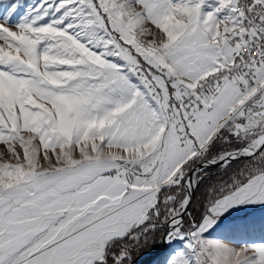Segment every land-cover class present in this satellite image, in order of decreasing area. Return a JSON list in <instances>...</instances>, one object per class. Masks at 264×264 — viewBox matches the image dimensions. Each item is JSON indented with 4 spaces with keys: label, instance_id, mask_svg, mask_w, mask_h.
I'll return each mask as SVG.
<instances>
[{
    "label": "snow or ice",
    "instance_id": "1",
    "mask_svg": "<svg viewBox=\"0 0 264 264\" xmlns=\"http://www.w3.org/2000/svg\"><path fill=\"white\" fill-rule=\"evenodd\" d=\"M0 146V264H264V0H0Z\"/></svg>",
    "mask_w": 264,
    "mask_h": 264
},
{
    "label": "rangeland",
    "instance_id": "2",
    "mask_svg": "<svg viewBox=\"0 0 264 264\" xmlns=\"http://www.w3.org/2000/svg\"><path fill=\"white\" fill-rule=\"evenodd\" d=\"M26 3H33L35 0H25ZM3 146H0L2 148ZM252 217L257 221L256 230L251 235H240L236 234L231 237L233 246L239 247L241 243H262L264 242V230L261 229V223H264V210H259L251 214ZM168 250L163 251L148 264H156V261L162 259Z\"/></svg>",
    "mask_w": 264,
    "mask_h": 264
},
{
    "label": "trees",
    "instance_id": "3",
    "mask_svg": "<svg viewBox=\"0 0 264 264\" xmlns=\"http://www.w3.org/2000/svg\"><path fill=\"white\" fill-rule=\"evenodd\" d=\"M203 188L201 189V191L200 192H197V194H196V197H197V199H202V197H203ZM158 248V247H157ZM155 249V248H154ZM151 250H153V249H151ZM147 251H150V250H146L145 252H147ZM163 251H165V250H163ZM163 251H161V252H159V253H157L156 255H148V256H144V257H142L141 258V260H140V263L139 264H148L151 260H153L156 256H158L160 253H162ZM142 254V253H141Z\"/></svg>",
    "mask_w": 264,
    "mask_h": 264
},
{
    "label": "water",
    "instance_id": "4",
    "mask_svg": "<svg viewBox=\"0 0 264 264\" xmlns=\"http://www.w3.org/2000/svg\"><path fill=\"white\" fill-rule=\"evenodd\" d=\"M163 250H165V249H163V248H155V249H153V250H150V251H147V252H145V253H142V254H140V255H138L135 259H136V262H137V264H139L140 263V260H141V258L142 257H144V256H148V255H156L157 253H159V252H161V251H163Z\"/></svg>",
    "mask_w": 264,
    "mask_h": 264
}]
</instances>
